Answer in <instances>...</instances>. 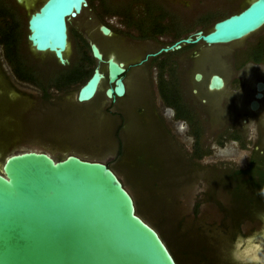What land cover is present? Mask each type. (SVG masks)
Here are the masks:
<instances>
[{
	"label": "flooded vegetation",
	"instance_id": "1",
	"mask_svg": "<svg viewBox=\"0 0 264 264\" xmlns=\"http://www.w3.org/2000/svg\"><path fill=\"white\" fill-rule=\"evenodd\" d=\"M221 1L231 0H90L85 16L82 9L67 22L68 36L73 30L80 48L74 58L69 50L68 61L61 63L53 54L30 47L28 7L17 0H0V114L14 105L12 116L0 117V155L7 154L8 146L25 134L37 139L54 134L49 126L46 133L39 128V123L54 125L39 99L57 97L62 84L77 81L91 65L83 83L97 65L107 83V62L93 56L90 44L94 42L105 60L112 55L124 63L120 75L124 93L110 98L105 94L106 84L91 100L75 99V104L91 107L90 113L100 118L97 125L101 129L107 118H117L121 142L129 137L131 125H136L163 142L174 143L186 159L196 161V152L207 150L225 156L218 161L227 162L235 177L247 178L245 188L252 203L247 211L263 225L252 230L264 234V132L256 127L264 122V73L252 72L254 67L264 69V25L228 42L195 40L216 21L242 8L221 14ZM102 25L109 34L103 33ZM186 38L191 41L184 42ZM174 43L180 46L159 52ZM45 59L57 66L48 75ZM213 77L220 79L218 87ZM35 90L39 92L36 99Z\"/></svg>",
	"mask_w": 264,
	"mask_h": 264
},
{
	"label": "water",
	"instance_id": "2",
	"mask_svg": "<svg viewBox=\"0 0 264 264\" xmlns=\"http://www.w3.org/2000/svg\"><path fill=\"white\" fill-rule=\"evenodd\" d=\"M17 1L28 9L33 4L28 0ZM87 3V0H41L29 11L30 47L36 52L51 53L59 62L66 63L70 50L67 22ZM263 25L264 0H246L238 12L216 21L195 40L228 42L241 39ZM101 30L105 34L110 32L103 25ZM90 46L99 62H107L109 86L105 94L110 98L121 96L124 63L112 55L105 60L96 43L91 42ZM179 46L180 43H174L159 52ZM103 80L104 73L97 65L79 87L76 99L91 100ZM213 80L218 87L220 79L213 77ZM238 254L235 255L240 263L264 264L250 257L252 253L241 257ZM0 264L180 263L155 226L138 213L133 195L105 162L75 152L54 158L45 150L24 149L8 153L0 162Z\"/></svg>",
	"mask_w": 264,
	"mask_h": 264
},
{
	"label": "rangeland",
	"instance_id": "3",
	"mask_svg": "<svg viewBox=\"0 0 264 264\" xmlns=\"http://www.w3.org/2000/svg\"><path fill=\"white\" fill-rule=\"evenodd\" d=\"M40 2L41 0H35L29 11ZM245 3L246 0L221 1L218 7L221 14H226L240 9ZM83 12L85 16L86 8H83ZM26 19L27 16L24 18V26ZM74 23L72 20L71 28ZM74 36L72 30L69 35V53L72 58L80 48V44L75 43ZM45 60V74L48 75L57 66L52 59ZM91 68L92 65L88 69ZM89 70L72 84H62L57 97L51 95L44 102L39 99V104L44 106V114L50 113L48 118L54 124L39 123V128L45 131L49 126L54 134L48 133L38 139L32 134H25L8 146L10 150L7 154L31 148L45 150L54 158L75 152L105 162L133 195L138 213L160 232L180 264H243L236 258V253H239V257L252 253L250 257L263 262L264 234L260 230H252L263 225L256 223L255 214L247 211L252 204L249 197L251 194L245 188L247 178L235 177L227 162L218 161L225 156H214L207 150L205 153L196 152V161L193 158L186 159L174 143L163 142L155 137L156 134L136 125L134 128L130 124L133 128L128 133L129 137L121 142L117 133V118H107L104 129L98 127L99 117L90 113L91 107L76 105L74 102L77 90L88 76ZM252 72L256 75L264 73V69L254 67ZM106 84L104 81L101 92ZM51 92L54 89L49 91ZM33 94L36 99L38 90L33 91ZM56 103L58 106L53 107ZM13 106L8 105L6 112L0 114V117L8 119L12 116ZM52 109L54 110L51 111ZM256 127L258 131L264 132L263 121ZM3 135L4 138L7 137V134ZM124 146V153L121 155ZM7 154L0 158V162ZM263 198L261 195V199ZM259 236H262V240L254 244ZM249 238L251 241H246ZM245 241L246 244H243ZM244 245V248L250 246L245 253L242 252Z\"/></svg>",
	"mask_w": 264,
	"mask_h": 264
},
{
	"label": "bare ground",
	"instance_id": "4",
	"mask_svg": "<svg viewBox=\"0 0 264 264\" xmlns=\"http://www.w3.org/2000/svg\"><path fill=\"white\" fill-rule=\"evenodd\" d=\"M246 249H248V248H246ZM246 251H247V250L244 249L242 252L245 253Z\"/></svg>",
	"mask_w": 264,
	"mask_h": 264
},
{
	"label": "trees",
	"instance_id": "5",
	"mask_svg": "<svg viewBox=\"0 0 264 264\" xmlns=\"http://www.w3.org/2000/svg\"><path fill=\"white\" fill-rule=\"evenodd\" d=\"M80 76H81V74H80ZM80 76H77V78L80 77Z\"/></svg>",
	"mask_w": 264,
	"mask_h": 264
}]
</instances>
